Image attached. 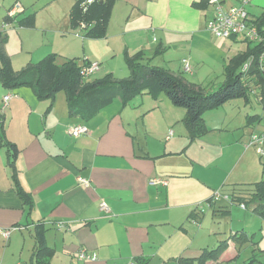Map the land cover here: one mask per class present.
<instances>
[{
    "label": "crops",
    "instance_id": "crops-1",
    "mask_svg": "<svg viewBox=\"0 0 264 264\" xmlns=\"http://www.w3.org/2000/svg\"><path fill=\"white\" fill-rule=\"evenodd\" d=\"M200 1L114 0L105 34L92 37L86 34L84 22L70 24L76 0H0V31L7 36L3 49L14 70L54 53L59 64L71 57L81 58L79 64L83 59L98 61L100 70L83 78H100L108 72L123 78L129 74L124 56L141 52L151 64L183 75L181 60L198 54L197 49L204 45H212L209 35L213 34L206 29V22L213 9L208 2L204 8L193 4ZM223 2L234 5L238 0ZM87 3L82 1L83 9ZM15 5L19 6L12 19L4 21ZM247 9L256 18L264 11V0H251ZM30 14L33 25L20 26L18 20ZM4 22L7 25L2 27ZM170 49L178 52L175 55L182 54L178 63L166 57ZM115 70L124 75H115ZM6 94L11 97L1 109ZM261 107L260 118H253L249 125L246 122L252 126L249 133L264 126ZM184 115L185 109L165 93L157 98L140 93L126 104L115 97L84 120L70 114L63 91L45 98L39 97L32 85L9 88L0 81L4 136L17 147V155L10 161L8 148L0 141V264L31 263L38 222L45 223V242L53 249L49 264H164L167 260L181 264L184 259L200 264L202 249L219 242L213 247L188 242L186 223H201L204 210L196 207L201 200L214 208L213 215L230 212L210 201L213 186L223 179L211 183L201 170L196 175L192 168L179 170L172 157L205 136L206 125L215 122L219 126L221 112L212 109L203 113L206 133L199 137L189 131ZM78 124H84L87 132L71 135L69 129ZM169 131L172 134L166 138ZM195 148L204 150L203 145H196L194 154ZM214 168L224 172L219 165ZM14 173L32 200L30 210L15 191ZM78 176L88 184L80 183ZM151 179L167 182L152 184ZM244 184L249 183H223L220 189L242 188ZM100 202L106 203L108 212L100 208ZM58 222L63 226L58 228ZM5 229L10 231L8 237L2 233ZM241 232L246 233L244 229ZM232 235L226 245L231 241L233 247L204 264H224L236 256ZM81 248L95 253L96 258L79 259Z\"/></svg>",
    "mask_w": 264,
    "mask_h": 264
},
{
    "label": "trees",
    "instance_id": "trees-1",
    "mask_svg": "<svg viewBox=\"0 0 264 264\" xmlns=\"http://www.w3.org/2000/svg\"><path fill=\"white\" fill-rule=\"evenodd\" d=\"M82 1L76 0L73 4L70 10V24L76 26L79 22H84L87 35L92 37L103 36L106 32L114 0H102V3H99V0H93L87 3L84 9L82 8ZM206 3L207 0H201L193 4L198 8H204ZM10 19H12L11 16L7 14L4 21L7 22ZM253 21L261 29L264 25V11L253 18ZM33 23V14L18 20L20 26H32ZM6 39L5 33L0 31V81L2 84L9 88L18 85H32L36 94L45 98H52L58 91H63L70 114L77 115L84 120L97 114L115 97H119L122 103L126 104L130 98L140 93H147L154 98H157L160 93H165L174 104L185 109L183 120L189 131L195 136H201L206 132L203 113L222 106L227 101L236 98H243L248 101L250 95H254L264 108L262 102L264 72L259 70L256 60L247 72L243 73L240 70L241 65L249 55L253 54L256 59L262 50V45H253L245 39H242L247 43L245 50L229 58V62L224 66V81L210 90L186 80L181 73L175 74L167 68L151 64L148 57H145L141 52L133 56L127 54L124 56L129 74L123 78H116L111 72L100 78H83L80 75V64L76 58H65L59 64L56 62V54L54 53L46 55L37 63H29L19 70H14L3 49ZM253 118L257 120L260 115L247 114V125L252 123ZM0 141L4 146H7L9 156H12L10 161H13L17 155V147L5 139L2 119H0ZM262 165L264 171V161H262ZM12 176L14 177L15 191L30 210L32 208L30 196L20 187L15 173ZM225 192L230 196L231 202H243L245 205L253 204V211L264 218V179L255 181L250 192L241 186L238 188L232 186L225 189ZM239 194L244 196L241 197ZM27 212L29 211L27 210ZM34 229L35 251L30 264H49L53 249L47 246L45 242V223H36ZM231 237L239 245L248 240L244 232L234 233ZM227 240L228 238L221 240L213 248H203L198 259L199 263L204 264L208 260H217L226 248ZM254 256L255 254L250 259H254ZM181 264H191V260L184 259Z\"/></svg>",
    "mask_w": 264,
    "mask_h": 264
},
{
    "label": "rangeland",
    "instance_id": "rangeland-1",
    "mask_svg": "<svg viewBox=\"0 0 264 264\" xmlns=\"http://www.w3.org/2000/svg\"><path fill=\"white\" fill-rule=\"evenodd\" d=\"M208 34L210 33L208 32ZM209 36L212 38L209 42L212 45H204V47L197 49L198 54L190 56L191 58L188 56L192 71H183L182 73L187 80L210 90L216 88L224 81V66L229 62V56L237 55V53L245 50L247 43L239 37L236 40L223 37L215 42L218 37ZM177 53L173 49H170L166 57L174 59L175 63H178V59L182 54L175 55ZM115 73H117L115 75H124L119 70H115ZM214 112H219V114L221 112L220 117L217 119L220 121L219 126H216L215 122L214 125H206L208 132L204 133L205 136H198L199 138H196L192 142V145L186 148V151L174 155L172 157L173 162L179 170L186 171L187 169L189 171V168L194 169L195 175L198 170L203 171L204 176L210 178L211 183H216L217 179L221 177L223 182L213 186L214 190L211 191V195L214 192H218L220 195L225 192L223 188L220 189L223 183L229 184L239 180L249 183L244 184L242 188L250 192L254 181L264 179L262 165L264 157L260 158L253 148L247 150L243 148L246 135L252 129V126L246 125V115H262L263 109L256 101L255 96L250 95L248 101H245L243 98L232 99L221 107L215 108ZM262 122H264V117ZM219 135L222 136V140L219 139ZM242 138L243 141L240 142ZM200 144L204 146V150L201 151L202 148H195L197 153L194 154L193 148ZM237 145L240 147H237ZM240 155H242L241 158ZM214 165H219L224 172L215 169ZM203 202L204 200L198 202L204 210L202 221L198 223L199 226H195L196 222L193 221L186 223L188 228L186 240L188 242L195 240L197 245L202 243L204 246L213 247L221 239L228 238L234 232L240 233L244 229L248 240L241 245L235 243L236 256L231 260L225 261L224 264H247L248 262L249 264H264V219L252 211L253 205L250 204L246 208H242L238 202H231L219 196L215 200L214 207L221 204L226 206L230 212L227 214L219 212L213 215L214 208L208 206V201ZM196 227L199 229L197 230ZM201 234L203 237H200ZM230 242L228 246L226 245V249L229 246L233 247V244ZM254 254V259L251 260L250 258H253ZM164 264H176V261L167 260Z\"/></svg>",
    "mask_w": 264,
    "mask_h": 264
},
{
    "label": "built area",
    "instance_id": "built-area-1",
    "mask_svg": "<svg viewBox=\"0 0 264 264\" xmlns=\"http://www.w3.org/2000/svg\"><path fill=\"white\" fill-rule=\"evenodd\" d=\"M93 0H87V2H92ZM208 4L212 7V16L206 22V29L218 38L232 36L240 37L249 41L253 45H262V50L255 56L249 55L247 59L241 65V72L245 73L251 67L252 63L256 60L257 67L261 72H264V25L259 29L258 25L253 21L252 16L248 12L247 6L250 4L251 0H238L237 4L234 5H225L223 0H207ZM19 5H15L13 8H10L8 11L9 16H13L15 8ZM7 25L6 22L2 24V27ZM181 69L184 72H191L192 67L188 59L181 60ZM100 70V63L95 60L83 59L80 64V75L82 77H90ZM10 94H6L2 100V107L4 109L7 106L8 100L10 99ZM263 105H264V96H263ZM87 128L84 124H78L69 129V133L73 136H77L81 133H86ZM172 132L167 133V137L171 136ZM244 147H252L256 150L257 154L260 157H264V126L259 129H255L251 132L246 141L244 142ZM77 180L84 184H88V180L81 176L77 177ZM165 179H151L150 183L152 184H166ZM219 196H222L226 200H230V196L227 193L214 192L211 195L210 201L213 202L218 199ZM242 208H245L246 205L241 202L239 203ZM100 208L108 212V207L105 202H100ZM196 207L203 211L201 204H197ZM58 228L62 227V222H58L56 225ZM2 233L5 237L9 236V229L2 230ZM79 259L93 260L96 258L95 253H90L84 248H81L78 253ZM125 264H133V262H128Z\"/></svg>",
    "mask_w": 264,
    "mask_h": 264
}]
</instances>
